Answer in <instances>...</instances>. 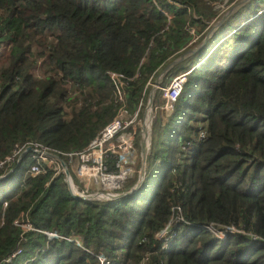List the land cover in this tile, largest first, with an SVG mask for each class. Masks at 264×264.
Masks as SVG:
<instances>
[{"label":"trees","instance_id":"obj_1","mask_svg":"<svg viewBox=\"0 0 264 264\" xmlns=\"http://www.w3.org/2000/svg\"><path fill=\"white\" fill-rule=\"evenodd\" d=\"M236 1L0 0V175L12 169L0 178V264H103L98 255L107 264H264V0L246 2L237 26L210 43L229 16L165 73L159 86L189 70L166 121L152 123L133 193L74 199L62 172L38 161L44 172L29 174L34 153L17 161L26 144L58 152L81 189L65 154L84 151L120 110L141 108L160 70ZM161 104L156 88L152 105ZM105 161L113 171L115 157ZM173 211L182 217L175 234L157 239ZM210 223L238 231L219 239L202 227Z\"/></svg>","mask_w":264,"mask_h":264},{"label":"built area","instance_id":"obj_2","mask_svg":"<svg viewBox=\"0 0 264 264\" xmlns=\"http://www.w3.org/2000/svg\"><path fill=\"white\" fill-rule=\"evenodd\" d=\"M110 75L121 85L119 75L113 73H110ZM185 75L186 72L174 75L167 86L160 88L162 97L165 100L164 104L166 108H172L173 101L177 98L185 81ZM136 114V111L132 115H128L124 110H120L112 120L101 128L84 151L65 154L68 161H71L76 155H82L86 152V156L82 162L75 167V173L80 179L86 180L90 183H97L98 187L109 189V191L117 189L122 185L128 172L129 175L132 173V170L127 165L131 164V159L133 158L130 157L133 154V137L135 133L133 124L136 119ZM198 135L202 138L204 137V132L200 131ZM39 149L41 150V154L34 156L36 162L32 163L29 167V173L32 176L44 172L43 167L38 161H41L46 166L54 163L53 159L42 153L43 151H47L45 147L40 146ZM109 154L115 157L113 164L115 170L113 171H108L106 166L105 160ZM93 157H96V159H93ZM8 160L9 157H5L4 161ZM86 161L90 163L86 164ZM2 163L3 161H0V167ZM172 221H175V223L170 227L169 225ZM179 221H182V217L179 213L173 211L167 224L155 234V237L163 241L168 240L174 235L173 227ZM21 226L24 229L30 228L28 224H21ZM201 226L202 225H200V227ZM169 227L170 230L164 234V230ZM202 227L208 230L216 238L221 236L225 237L226 233L238 231L233 226L214 225L211 223ZM18 252L19 249H16L11 256H14ZM98 258L101 263H107L103 256L100 255ZM8 260L9 258L5 259V261Z\"/></svg>","mask_w":264,"mask_h":264},{"label":"water","instance_id":"obj_3","mask_svg":"<svg viewBox=\"0 0 264 264\" xmlns=\"http://www.w3.org/2000/svg\"><path fill=\"white\" fill-rule=\"evenodd\" d=\"M248 0H237L234 4L229 6L227 9H225L210 25L206 33L203 35L200 41H198L195 45L189 47L184 52L180 53L178 56L173 58L170 62H168L158 73V75L155 77L153 83L151 84V87L147 93L146 103L144 107V113L147 115V122H150V116L152 113V97L154 90L159 86L160 81L164 77L165 73L170 70L174 65L179 63L180 61L188 58L189 56L193 55L195 52L200 50L207 40L214 34V32L219 28V26L230 16L232 15L240 6H242L244 3H246ZM148 135V125L142 124L141 129L138 134V145H139V167L137 171V177L136 181L128 190L120 192V193H111V192H104V191H97L93 193H81L78 192L75 189V186L71 180L69 171L63 162V160L56 154L49 153V152H42L44 155L52 157L55 159L60 167L61 171L64 176V181L66 184V189L69 193V195L74 199H94V200H106L114 197H120L124 195H128L133 193L138 189L140 184L142 183V179L145 172V166H146V155L149 148V141L147 139ZM26 152H34V153H41L39 150H34L31 147H26L19 155L17 161L20 160L22 155H24ZM12 169H10L8 172H6L4 175H1L0 178L5 177ZM99 194L100 197L97 196ZM102 196H105L102 198Z\"/></svg>","mask_w":264,"mask_h":264},{"label":"rangeland","instance_id":"obj_4","mask_svg":"<svg viewBox=\"0 0 264 264\" xmlns=\"http://www.w3.org/2000/svg\"><path fill=\"white\" fill-rule=\"evenodd\" d=\"M245 4V3H244ZM243 4V5H244ZM241 7V6H240ZM239 7V8H240ZM245 11H247V10H245V9H240L239 10V12L238 13H234L233 15H231L230 16V18H229V23H228V26L225 28H222V29H219L218 31H216V33L214 34V38H213V40H211L210 41V43H212L215 39H217L220 35H222L224 32H226L229 28H231V27H233L234 25H236L239 21H242L249 13H247V12H245ZM209 45V44H208ZM207 45V46H208ZM207 46L203 49V50H201L197 55H196V57H195V59L193 60V61H195V60H197L205 51H206V49H207ZM6 50H7V47H6ZM5 52H4V54H3V56H2V60L4 59V57H5ZM45 62V61H44ZM44 62L42 61V59H39L38 61H37V63H36V65H35V70H34V74H37L38 76L39 75H41V74H43V69L45 68V66H44ZM41 73V74H40ZM148 93V92H147ZM146 98H147V95H146ZM146 98H145V102H144V104H142V107L140 108L139 107V109H140V111H139V109H138V115H139V117H138V115L136 116V119H135V122H134V124H133V127L135 128V130H136V133H138V131L140 130V128H141V126H142V124H144L146 121H142V118L145 116V113H144V107H145V103H146ZM166 109V110H165ZM168 110L170 111V108H166L165 106H163L162 108L160 107V110L159 109H156V112H153L152 113V117L150 118V121H151V119H152V123H153V121H156V118H158V120L162 123L165 119H166V117H167V115H168ZM151 125V124H150ZM149 132V131H148ZM153 136H154V138L155 139H160L161 140V138H160V134H159V132H158V130H157V128H154V130H153ZM148 137H150V135L148 134ZM134 140H135V138H134ZM132 151H133V154L131 155V157L130 158H132L131 160V164H128L127 166L132 170V173L129 175V172H128V174H127V177L125 178V180L128 178L129 179V177H133V175L134 174H136V172L138 171V167H139V165H138V167L136 168V163H137V161H138V163H139V150H138V142L135 140V144L133 145V149H132ZM88 153V152H87ZM86 156V152H85V154H82V155H76L75 156V158L71 161V173H73V174H75V176H77L76 175V173H75V167L79 164V163H81L82 162V160L84 159V157ZM90 162H88V161H86V164H89ZM54 169L55 170H58V165L56 164L55 166H54ZM57 172H60V171H57ZM70 177H71V179H72V176L70 175ZM78 177V176H77ZM64 178V177H63ZM127 179V180H128ZM78 180L80 181L79 183H78V185H80V187L82 188V189H80V188H77L78 186L74 183V181H73V179H72V182H73V184L74 185H76L75 187V189L78 191V192H81V191H83L82 193H84V194H87V193H93L94 191H109V189H106V188H101V187H98V184L97 183H90V182H87L86 180H83V179H80L79 177H78ZM125 180H124V182H125ZM84 184V186H82V185ZM123 184V183H122ZM122 187H119V188H117V189H115V190H119V189H121ZM97 196L98 197H100L99 196V194H97ZM173 223H175V221H172L171 222V224L169 225L170 227H171V225L173 224ZM170 227L168 228V229H166V230H164V234H166L169 230H170ZM224 237L223 236H221V237H219V239H223ZM77 243H78V241L77 240H75ZM100 255H98L97 256V259H98V261H99V257ZM99 263H101L100 261H99ZM104 264V263H103ZM107 264V263H106Z\"/></svg>","mask_w":264,"mask_h":264},{"label":"clouds","instance_id":"obj_5","mask_svg":"<svg viewBox=\"0 0 264 264\" xmlns=\"http://www.w3.org/2000/svg\"><path fill=\"white\" fill-rule=\"evenodd\" d=\"M248 1H249V0H248ZM248 1H247V2H248ZM233 4H234V3H233ZM230 6H231V5H230ZM228 7H229V6H227L225 9H227ZM225 9H224V10H225ZM238 9H239V8H238ZM238 9H237V10H238ZM224 10H223V11H224ZM237 10H236V11H237ZM236 11H235V12H236ZM235 12H234V13H235ZM234 13H233V14H234ZM230 16H231V15H230ZM213 21H214V20H213ZM213 21H212V22H213ZM239 26H240V25H239ZM207 30H208V29H207ZM189 33H192V30H191V29L189 30ZM187 72H189V70L186 71V74H187ZM180 73H183V72H180ZM177 74H178V73H177ZM175 75H176V74H175ZM173 76H174V75H173ZM173 76H172V77H173ZM172 77H171V78H172ZM185 77H186V75H185ZM171 78H170V79H171ZM169 81H170V80H169ZM152 83H153V82H152ZM168 83H169V82H168ZM168 83H167L166 85H164V86H158L157 88L160 90L161 87H165V86H167ZM182 86H183V85H182ZM181 89H182V88H181ZM160 91H161V90H160ZM180 91H181V90H180ZM179 93H180V92H179ZM178 95H179V94H178ZM161 98L163 99V97H162V92H161ZM164 103H165V100L163 99V104H161V105H157V107H155V106L152 105V113L154 112L155 109H159V107L162 108L163 106H165ZM165 110H166V109H165ZM171 110H172V108L170 109V111L168 110V112H169L168 115L170 114ZM135 111L137 112V114H136V116H137V115H138V109H136ZM135 111H134V112H135ZM155 111H156V110H155ZM134 112H133V113H134ZM152 113H151L150 118L152 117ZM131 115H132V114H131ZM168 115H167V117H168ZM167 117H166V119H167ZM166 119H165L162 123H164V122L166 121ZM142 121H146L144 124H147V125H148V131H149L148 134L150 135V137H148V135H147V139H148V141H149V143H150V139H151V131H152V119H151V121L148 123V122H147V115H146V113H145V116L142 118ZM160 123H161V122H160ZM150 124H151V125H150ZM202 127H204V126H203L202 124H200V123H198V125L196 126V129H197V134H196V139H195L196 141L201 139V138L199 137V135H198V133H199L200 131H203V132H204V136H205V131H204V129H203ZM140 129H141V128H140ZM139 131H140V130H139ZM139 131H138V133H136V130H135L134 137H133V145L135 144V140L138 142V137H139L138 134H139ZM134 138H135V140H134ZM202 138H204V137H202ZM89 144H90V143H89ZM40 146H41V145H37V144H26V145L24 146V148L21 150V152H22L26 147H31V148L34 149V150H39V151H41V150L39 149ZM149 146H150V144H149ZM43 147H44V146H43ZM45 148H46V147H45ZM148 149H149V148H148ZM46 150H47V151H45V152L53 153V154H56V155H58V156L60 157V155H59L58 152H51V151H49L48 148H46ZM138 150H139V145H138ZM21 152H20V153H21ZM43 152H44V151H43ZM147 152H148V151H147ZM20 153H19V155H20ZM32 153H34V152H32ZM34 154H35V155H39V154H41V153H38V154H37V153H34ZM19 155H18V157H19ZM18 157H17V159H18ZM47 157H49V156H47ZM66 157H67V156H66ZM49 158L53 159L52 157H49ZM60 158H61V157H60ZM4 159H5V158H4ZM67 159H68V158H67ZM53 160H54V161H53L54 163H53L52 165H49L48 167H51L52 169H54V166L57 164V165H58V170H55V169H54V171H55V172H57V171L62 172L59 163H58L55 159H53ZM72 160H73V159H71V161H72ZM71 161H70V162H71ZM63 162H64V161H63ZM64 163H65V162H64ZM65 165H66V163H65ZM138 165H139V163H138ZM45 166H46V165H45ZM66 167H67V165H66ZM145 167H146V166H145ZM67 169H68V167H67ZM114 170H115V169H114ZM8 171H9V170H8ZM8 171H7V172H8ZM68 171H69V170H68ZM4 174H5V173H4ZM4 174H3V175H4ZM29 174H30V173H29ZM62 174H63V173H62ZM69 174H70V173H69ZM0 176H1V175H0ZM63 177H64V176H63ZM76 177H77V176H76ZM136 177H137V172H136ZM143 177H144V176H143ZM129 178H130V177H129ZM77 179H78V177H77ZM127 179H128V178H127ZM127 179H126V180H127ZM71 180H72V179H71ZM126 180H125V182H126ZM142 180H143V179H142ZM78 181H79V180H78ZM135 181H136V180H135ZM79 182H80V181H79ZM125 182H123V184H122L120 187H123V186L125 185ZM134 183H135V182H134ZM134 183H133V184H134ZM133 184H132L131 186H133ZM81 185H82V184H81ZM74 186H76V185H74ZM82 186H84V184H83ZM131 186H130V187H131ZM76 187H77V186H76ZM76 187H75V188H76ZM130 187H129V188H130ZM77 188H78V187H77ZM129 188H128V189H129ZM81 189H82V188H81ZM128 189H127V190H128ZM124 191H126V190H124ZM82 192H83V191H81V193H82ZM94 192H97V191H94ZM104 192L120 193V192H123V191L116 192V190L114 189V190H112V191H106V190H105ZM114 198H115V197H114ZM110 199H111V198H110ZM93 200H94V199H93ZM106 200H107V199H106ZM3 205H5V202H3ZM21 224H27V223H21ZM176 224H177V223H176ZM196 225H197V224H196ZM193 226H194V225H193ZM159 231H160V230H159ZM159 231H158V232H159ZM53 234H54V233H48V236H49V237H53V236L55 237L56 235H55V234L53 235ZM174 234H175V231H174ZM56 237H57V236H56ZM170 238H172V236H171ZM14 251H15V250H14ZM14 251H13V252H14ZM13 252H12V253H13ZM19 252H20V249H19ZM19 252H18V253H19ZM12 253H11V254H12ZM18 253H17V254H18ZM11 254H10V256L7 257V258L13 257V256H11ZM17 254H15V255H17ZM15 255H14V256H15ZM4 261H5V259H4Z\"/></svg>","mask_w":264,"mask_h":264},{"label":"crops","instance_id":"obj_6","mask_svg":"<svg viewBox=\"0 0 264 264\" xmlns=\"http://www.w3.org/2000/svg\"><path fill=\"white\" fill-rule=\"evenodd\" d=\"M247 13H248V12H247ZM240 22H241V21H239V22H238L236 25H234L233 27L237 26V25H238ZM233 27H231V28H233ZM231 28H229L228 30H230ZM228 30H227V31H228ZM227 31H226V32H227ZM226 32H224V33H223L222 35H220L219 37H221V36L225 35V34H226ZM159 110H160V107H159Z\"/></svg>","mask_w":264,"mask_h":264},{"label":"bare ground","instance_id":"obj_7","mask_svg":"<svg viewBox=\"0 0 264 264\" xmlns=\"http://www.w3.org/2000/svg\"><path fill=\"white\" fill-rule=\"evenodd\" d=\"M93 159H96V157H93ZM105 196H102V198H104Z\"/></svg>","mask_w":264,"mask_h":264}]
</instances>
